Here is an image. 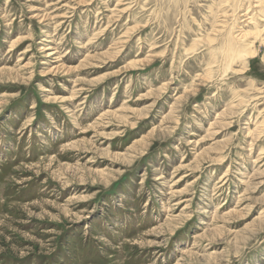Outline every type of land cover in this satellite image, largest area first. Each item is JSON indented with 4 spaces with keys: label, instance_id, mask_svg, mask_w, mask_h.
<instances>
[{
    "label": "rangeland",
    "instance_id": "obj_1",
    "mask_svg": "<svg viewBox=\"0 0 264 264\" xmlns=\"http://www.w3.org/2000/svg\"><path fill=\"white\" fill-rule=\"evenodd\" d=\"M263 37L264 0H0V264H264Z\"/></svg>",
    "mask_w": 264,
    "mask_h": 264
},
{
    "label": "bare ground",
    "instance_id": "obj_2",
    "mask_svg": "<svg viewBox=\"0 0 264 264\" xmlns=\"http://www.w3.org/2000/svg\"><path fill=\"white\" fill-rule=\"evenodd\" d=\"M256 30H258V29H256ZM254 32H255V31H254ZM259 33H260V31H256V32H255V34H257V35L260 36L261 34H259ZM246 34H247V33H246ZM257 35H256V36H257ZM262 39H264V37H263ZM239 42H240V41H239ZM239 42H238V43H239ZM228 48H229V45H228ZM233 50H234V49H233ZM227 52H228V51H227ZM248 53H249V50H247V54H248ZM249 54H251V53H249ZM228 55H229V54H228ZM240 57H241V56H240ZM251 58H252V57H251ZM228 59H229V56H228Z\"/></svg>",
    "mask_w": 264,
    "mask_h": 264
}]
</instances>
